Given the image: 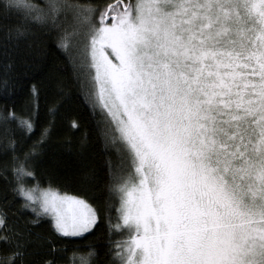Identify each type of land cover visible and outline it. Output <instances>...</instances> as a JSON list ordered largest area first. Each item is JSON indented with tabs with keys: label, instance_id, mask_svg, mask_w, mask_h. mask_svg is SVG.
I'll use <instances>...</instances> for the list:
<instances>
[{
	"label": "snow or ice",
	"instance_id": "obj_1",
	"mask_svg": "<svg viewBox=\"0 0 264 264\" xmlns=\"http://www.w3.org/2000/svg\"><path fill=\"white\" fill-rule=\"evenodd\" d=\"M45 32L100 117L103 200L87 133L75 183L38 173L54 120L19 147L45 86L16 58ZM0 49V92L27 89L0 113V264H61L99 230L109 264H264V0H0ZM65 99L57 81L48 114Z\"/></svg>",
	"mask_w": 264,
	"mask_h": 264
},
{
	"label": "trees",
	"instance_id": "obj_2",
	"mask_svg": "<svg viewBox=\"0 0 264 264\" xmlns=\"http://www.w3.org/2000/svg\"><path fill=\"white\" fill-rule=\"evenodd\" d=\"M57 42L55 32H45L39 46V52L23 54L16 58V70L27 73L24 77L25 81L28 83L39 81L45 86L36 118V131L31 138L25 137L19 147L21 152L26 151L33 141L39 138L40 128L47 121L54 120L51 137L48 141L49 147L39 157L38 173L44 175L51 172L56 182L68 181L75 183L79 175L78 164L80 160L77 149L80 139L87 133L89 148L84 155L88 157L90 165L98 173L100 180V187L93 188L90 194L103 200L105 198L103 161L99 155H93V146L97 142L98 136L97 121L100 117H94L90 109L84 107L82 103L76 102L77 97L80 96L79 87L75 83L71 65L67 63V58L57 48ZM5 63L6 57L0 49V69ZM57 81L64 82L66 99L59 113L53 117L47 112L48 105L45 102V97H51ZM26 91V88L21 90L17 87L11 91L7 98L3 92H0V113H3L5 107H14L17 113L23 114L26 109ZM69 115L79 119L81 124L79 131L68 129L65 117ZM2 159L3 157L0 156V160ZM52 159L55 160L54 165L51 163ZM2 184L3 182L0 181V186ZM107 240V233L103 230H99L91 236H85L84 239H73L66 246L61 264H81L82 259L89 260L90 264H109L110 258L106 255ZM90 251L92 255L89 257Z\"/></svg>",
	"mask_w": 264,
	"mask_h": 264
}]
</instances>
